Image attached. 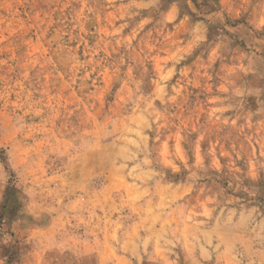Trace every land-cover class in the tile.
Listing matches in <instances>:
<instances>
[{
    "label": "rangeland",
    "instance_id": "1",
    "mask_svg": "<svg viewBox=\"0 0 264 264\" xmlns=\"http://www.w3.org/2000/svg\"><path fill=\"white\" fill-rule=\"evenodd\" d=\"M0 264H264V0H0Z\"/></svg>",
    "mask_w": 264,
    "mask_h": 264
}]
</instances>
